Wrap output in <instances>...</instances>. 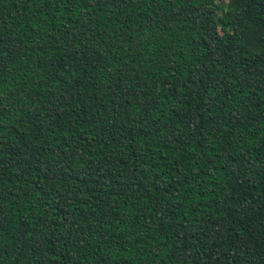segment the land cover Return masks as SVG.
<instances>
[{"label":"trees","instance_id":"1","mask_svg":"<svg viewBox=\"0 0 264 264\" xmlns=\"http://www.w3.org/2000/svg\"><path fill=\"white\" fill-rule=\"evenodd\" d=\"M0 264H264V0H0Z\"/></svg>","mask_w":264,"mask_h":264}]
</instances>
